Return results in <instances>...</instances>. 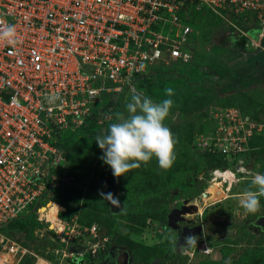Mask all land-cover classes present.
<instances>
[{"label":"built area","instance_id":"1","mask_svg":"<svg viewBox=\"0 0 264 264\" xmlns=\"http://www.w3.org/2000/svg\"><path fill=\"white\" fill-rule=\"evenodd\" d=\"M202 7L257 25L259 45L264 0H0V25L14 23L19 36L14 46L0 41V264H18L29 254L2 228L44 207L56 184L69 182L64 171L50 185L67 162L63 139L77 135L89 118L103 135L120 117L113 99L137 92L138 78L155 76L158 66L189 61L187 20ZM52 94L58 99L49 102ZM206 120L209 131L199 139L200 150L226 162L209 169L212 180L223 168L231 177L221 180L230 185L245 178L235 173L247 172L244 152L255 135L264 145V122L250 123L238 108L214 103ZM70 227L68 237L96 258L103 248L97 225L73 235Z\"/></svg>","mask_w":264,"mask_h":264},{"label":"rangeland","instance_id":"2","mask_svg":"<svg viewBox=\"0 0 264 264\" xmlns=\"http://www.w3.org/2000/svg\"><path fill=\"white\" fill-rule=\"evenodd\" d=\"M205 8L192 13L187 22L196 34V60L199 63V72L206 79L214 78L210 72L214 61H223L233 68V72H238L246 65H250L254 59L263 55L264 46L261 43L257 45L256 36L250 35L256 31L255 25L249 23L248 20L241 19L242 21H240V18L235 17L227 10ZM246 28L251 31L247 32ZM178 70L179 68L176 67H167L163 73L157 74L161 77L152 76L157 78L153 80L152 84H137L135 87L137 92H126L119 96L121 117L127 115L125 105L133 94L146 95L154 101H159L165 98V88L171 87L174 90V95L171 97L174 103L164 124L174 137L175 159L168 169H157L156 172L162 177L157 191L153 194L132 191L130 184L132 179H135L138 168L130 169L122 176L114 177L111 169L102 163L100 157L94 162L92 173L99 180H102V174H108L115 180V185L112 188H104V190L113 194L114 198L121 202V209L108 212L107 207L108 204L110 206V203L106 201L107 194L103 192L101 186L98 187L97 184L90 183L88 178L81 183L74 181L75 184H72V179L69 184H66L65 181L59 182L58 178L63 175L64 171L67 175L72 176V172L78 170L79 157L94 140L93 137L88 138L81 135L76 143L65 148L67 162L60 166L57 177L56 173H53L50 183L52 185L55 181L59 182L52 189L53 195L50 196V200L62 208L58 214L61 222L66 226L62 235L60 236L49 228L48 222L40 215L43 212L41 207L38 211L32 209L29 214L19 218L18 222L9 226L8 229L2 228L3 235L9 237V240L20 243L29 251V255L35 259L33 264H36L39 259L42 260V263L39 264H71L69 259L72 257L81 259L83 264H101L98 257L94 261L92 260L93 263H88L87 251H83L82 255H70L66 250V243L79 246V239L69 238L68 233L70 226H73L72 235L74 230L80 229L79 220L85 221L88 211L93 214L96 225H100L98 217H103L108 222V234L116 241H110L109 236L106 237V241L102 237L99 238V246L103 247L102 249H109L108 251L123 250V247H116V245L124 237H128L127 239L147 246L153 244L160 246L162 242L165 243L163 250L167 248L171 252L163 254L161 258L154 257L152 259V262L159 261L160 264L176 263V258L181 261V264H226V261L229 264H264V230L253 224V219L256 216L264 214V197L260 198L261 207L256 213L245 214L238 206L242 192L250 186L252 175L257 172L264 173V156L256 161L253 154L247 156L244 152L243 168L248 170L235 173V175L245 176V178L235 181L231 185L229 182L221 180L222 178L212 180L209 167H205L199 155V152H203L200 150L203 146L202 143L199 144V139L205 140L209 128H204V118L196 110L182 111V107L193 102V99H185L191 82L189 84L183 82V77L177 76V73L185 70ZM186 72L188 76H191L193 70L189 69ZM208 82L209 80L205 81V85ZM217 98L219 100L230 99V102L239 103L245 107L249 114L258 117L259 120H264V80L252 87L230 92L229 95L219 94ZM247 118L250 123L257 124L259 122L253 118ZM106 130L107 128L105 132ZM93 152L99 154L101 149L97 146ZM233 166L237 168L235 164ZM233 166H231L232 170H234ZM218 175L219 177L223 176L222 174ZM62 182L70 185L65 189L69 194V200L64 201L65 198L61 196L64 190L57 188L59 184L62 185ZM213 184L221 189L222 196L218 200L205 201V197L208 196L207 189ZM76 189H79L80 195ZM76 196H79L77 201ZM173 207L182 210L180 222L202 224L204 242L200 238L196 244H189L185 249L177 238L178 230L168 226L167 222L163 221L164 229L160 223L162 221H159L156 222L157 224L149 223L148 228H137V230L128 223V218L131 215H138L142 210H163L167 215V212ZM15 226L25 227V230H15ZM162 229L164 233L161 234ZM120 258L119 255L117 259ZM130 259L131 257L128 258L127 264H141V260H135L133 263Z\"/></svg>","mask_w":264,"mask_h":264},{"label":"trees","instance_id":"3","mask_svg":"<svg viewBox=\"0 0 264 264\" xmlns=\"http://www.w3.org/2000/svg\"><path fill=\"white\" fill-rule=\"evenodd\" d=\"M201 9H206V8L202 7ZM239 20L242 21L241 19ZM255 26H256V29H255L256 31H253L252 32L253 34L249 33L251 36L257 35L256 32H258V26L257 25ZM246 30H248L247 32L251 31L249 30V28H246ZM195 36L196 34L194 33L193 28H192V33L189 36V43H190V48L192 49V55L189 61L185 63L176 61L174 63H171L168 66L160 65L158 66L159 69H157V74L163 73L167 69V67L168 68H172V67L179 68L178 71H182L183 69L185 70L184 72L182 71V72L177 73V76L183 77V82H186L187 84L191 82V84H189L190 86H188L189 90L188 92H186L185 99L186 100L187 98L190 100L193 99V102L189 104L187 103V105L182 107V111L190 112L192 110H196L198 114H200L204 118V126H205V127L203 126L204 128H207V127L209 128V122L205 119L206 117L205 111L207 109V106L212 103L222 105V106H234L239 109L242 115L249 117V119L253 118L255 120H258L259 122H264V120H259L258 117L249 114L245 110V107L243 105L239 103L230 102V99H223V100L220 99L219 100L217 98L219 94L225 93L226 95L227 94L229 95L230 92H233L240 88L252 87L260 83L261 81H263L264 80V53L261 57L254 59V61L250 65H246L245 67H243V69L239 70L238 72L234 71L235 73L233 72V68H231L227 63H223V61H220V60L214 61L212 63L213 66L210 69V72L211 74H213L214 78L206 79L204 75L199 72V69H198L199 63L196 60V53H195L196 52L195 50L196 37ZM260 43L262 46H264V33L260 39ZM189 69L193 70L191 76H188L186 72ZM157 74L154 77H157V78L161 77V75H157ZM154 77L152 76L139 77L136 85L137 84L138 85L152 84L153 80L157 79ZM208 80H209L208 84L205 85V81H208ZM111 104L113 106L120 105L119 97L113 99L111 101ZM111 123H115V122L113 121ZM94 126H95L94 119L89 118L88 123L83 124V126L81 127L77 135L75 136L72 135L70 137H65L63 139L62 144L65 150V159H67V151L65 148L73 144L74 142L76 143L77 139L81 138V135H83L84 137H88V138L93 137L94 140L97 135H101V128L99 129L97 128L96 130H93ZM94 140H92L93 142L90 143L89 147L85 149L83 153L81 154V156L79 157L78 160L80 161V165H79L78 170L75 172H72L73 174L72 176L69 174L68 175L66 174V176H69L70 179H72L73 181L72 184H75L74 181L76 183H81L88 178L90 183L97 184L98 187L101 186L103 188V192L107 194L106 201L110 203L112 199H115V198L113 194H111L110 192H107L106 190H104V188H112L115 185V180L112 179L111 176L108 174H102L101 175L102 180H99L96 177V175H93L92 173L93 164L96 161V159H98L102 154V150L101 152H99V154H96L93 152L95 148L97 147V144ZM249 146H250V150L246 152L247 156H250L251 154H253L255 160L259 161V159H261L262 156H264V145H263L262 136L259 134L255 135L252 138V140L249 142ZM199 155L202 158V162L205 164V167L207 166L209 167V169L212 167H216V166H219V167L226 166V162L221 155L207 153V152H199ZM157 169L158 167H157L155 158L150 160L148 163H141V166L138 167V170L135 173L136 174L135 179L134 180L132 179V182L130 184L131 190L138 192V193L146 192L145 194L155 193L162 179V177H160L158 173L156 172ZM63 183L64 182H62V185L59 184L57 188H62L64 190V192L61 193V196L65 198L64 199L65 201V200L70 199L69 194L65 190L67 186H70V185H66V184H69V182H65L66 184H63ZM76 192L80 195L79 189H76ZM109 194L111 195L112 199L110 196H108ZM78 198L79 196H76V201L78 200ZM49 201H53V200H49ZM107 211L111 213L109 204L107 207ZM86 217L87 218L85 221L79 220V223L81 224L79 225L81 227L83 226L89 227L91 224L95 222L93 218V214L91 212L89 211L86 212ZM19 218L13 220L6 228L8 229L9 226L13 224L15 225V223L18 222ZM148 219L150 220L149 223L151 224L155 223L156 221L157 222L162 221V223H164L166 222V213L163 210H159V211L142 210L140 214L138 215H131L128 218V223L135 230H137V228L143 229L146 226H148L149 224ZM98 222L100 224V225H97L98 229L99 230L105 229L106 233L104 236H109L110 241L115 242L116 241L115 238L108 234L109 225L106 219L103 217L102 218L98 217ZM14 228L15 230H19V231L25 230V227L15 226ZM127 238L124 237L119 244H117L116 242L117 244L116 247L117 246L123 247L128 252L129 257H131L130 261L133 263H135L134 262L135 260H141V264H160L161 262L159 261L152 262V259L154 257L161 258L163 254H167L169 251L171 252V250L167 248H164L163 250V247L166 245L165 243L163 244V242H162L163 244L162 247H161L162 244H160V246H158V244L147 246V245L137 243ZM108 250L109 249L107 248L101 250L97 256L98 259L102 260L104 256L107 254ZM111 251H114V250H111ZM86 256H87L88 263H93L95 258L90 257L88 254H86ZM80 260L81 259L72 257L69 259V262L71 264H83ZM34 261L35 259L27 254L26 256L23 257V259L18 264H33ZM168 264H181V261H179L178 258H176V263L170 262Z\"/></svg>","mask_w":264,"mask_h":264},{"label":"clouds","instance_id":"4","mask_svg":"<svg viewBox=\"0 0 264 264\" xmlns=\"http://www.w3.org/2000/svg\"><path fill=\"white\" fill-rule=\"evenodd\" d=\"M247 36L250 35L247 34ZM0 41L13 46L19 42L17 28L14 23L0 25ZM173 95L174 90L171 87L164 89L165 98L159 101H154L146 95L133 94L125 105L127 115L121 116L117 122L109 124L103 135L95 137L94 141L98 148L102 150L100 159L103 164L111 169L114 177L122 176L130 169L138 168L141 163H148L153 158H155L157 167L160 169L166 170L172 165L175 159V141L170 129L164 124V120L173 106L174 101L171 98ZM56 99H58L56 94L48 97L49 102ZM108 196L111 197L110 194ZM261 197H264V173L257 172L252 175L250 186L242 192L238 200V206L245 214L256 213L261 207ZM112 201L118 204L115 199H112ZM58 214L57 217L60 220ZM149 221L148 219V223ZM160 223L164 229L163 223ZM145 228H148V226ZM104 235L99 236L107 237ZM189 244H196V240L193 237L187 238L185 249ZM75 247L83 246L79 244ZM83 251L84 247L81 252L71 253L82 255ZM122 251L126 250L123 249ZM226 264H229V262L226 261Z\"/></svg>","mask_w":264,"mask_h":264},{"label":"water","instance_id":"5","mask_svg":"<svg viewBox=\"0 0 264 264\" xmlns=\"http://www.w3.org/2000/svg\"><path fill=\"white\" fill-rule=\"evenodd\" d=\"M117 203H114L113 201L110 202V210L116 211L122 208V204L119 200ZM182 212L181 209L172 208L167 212L166 218H167V224L170 227H173L174 229H178L182 232V236L185 237H193V239H199L202 235V225L197 224L194 226H190L186 223H179L182 220V216L180 215ZM253 224L257 227H259L261 230H264V214L258 215L253 219ZM106 230L102 229L98 232L99 235L105 234ZM69 251L73 253L81 252L83 250V247H75V246H69ZM123 260L120 264H127L128 262V253L126 251H123Z\"/></svg>","mask_w":264,"mask_h":264},{"label":"bare ground","instance_id":"6","mask_svg":"<svg viewBox=\"0 0 264 264\" xmlns=\"http://www.w3.org/2000/svg\"><path fill=\"white\" fill-rule=\"evenodd\" d=\"M223 172H220L219 174H222L223 176L229 175L231 177V174H228L225 172V169L223 168ZM222 178V177H218ZM222 191L217 185H210L207 189L208 196L205 197V201H214L218 200L222 196ZM207 205V204H206ZM61 207L56 202H47L41 210L43 211L40 215H42L45 220L48 222L49 228L53 229L57 234L60 236L63 232V225L61 221L57 217V213L61 211ZM40 213V212H39ZM38 260V259H37ZM45 262V261H44ZM42 263V260H38L36 264Z\"/></svg>","mask_w":264,"mask_h":264},{"label":"flooded vegetation","instance_id":"7","mask_svg":"<svg viewBox=\"0 0 264 264\" xmlns=\"http://www.w3.org/2000/svg\"><path fill=\"white\" fill-rule=\"evenodd\" d=\"M180 223H183V222H180ZM178 224H179V222H178ZM188 225L194 226V225H197V224H196V222L193 223V224L188 222ZM176 230H178V229H176ZM162 232L164 233L163 230L161 231V233ZM202 234H203V227H202ZM177 236H178L177 238H178L179 242H181V244H183V246L185 247L186 246L187 238H189V237H187V236L183 237L182 236V232L180 230H178ZM200 238H202V240L204 242L203 235L200 236ZM199 239H195L196 242ZM119 255H120L121 258L120 259H117V257ZM123 257H124L123 251L122 250L119 251L118 249H116L114 251H108L107 254L104 256V258L102 260H99V262H101V264H120L121 261L123 260Z\"/></svg>","mask_w":264,"mask_h":264}]
</instances>
